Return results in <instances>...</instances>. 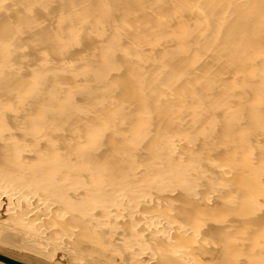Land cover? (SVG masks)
Here are the masks:
<instances>
[{
    "label": "bare ground",
    "instance_id": "obj_1",
    "mask_svg": "<svg viewBox=\"0 0 264 264\" xmlns=\"http://www.w3.org/2000/svg\"><path fill=\"white\" fill-rule=\"evenodd\" d=\"M119 1L0 0V244L264 264V0Z\"/></svg>",
    "mask_w": 264,
    "mask_h": 264
},
{
    "label": "rangeland",
    "instance_id": "obj_2",
    "mask_svg": "<svg viewBox=\"0 0 264 264\" xmlns=\"http://www.w3.org/2000/svg\"><path fill=\"white\" fill-rule=\"evenodd\" d=\"M122 2L123 1H119L118 2V4H120V5H122ZM90 10V9H89ZM119 12V10L117 11V13ZM116 13V14H117ZM40 15V14H39ZM0 19H3V18H0ZM2 22H3V20H2ZM245 23V22H244ZM244 23H242V25L243 26H245L246 24H248L249 22H246L245 23V25H244ZM226 27H225V30H224V32L225 33H229L230 31H231V27H232V29L233 28H235L236 26H240V27H243L242 25H238L237 23H236V20H229V21H227L226 22ZM234 24V25H233ZM0 27H1V23H0ZM248 31V32H247ZM247 31L245 32V35L244 36H241V39H244V41L243 40H241V41H239L240 43H244V45H242V51L243 52H247L248 50H249V44L252 42V30L250 31V29H247ZM251 33V34H250ZM249 36H248V35ZM248 36V37H247ZM245 38H249V39H245ZM251 42H250V41ZM243 41V42H242ZM246 41H248V42H246ZM250 42V43H249ZM218 43H220V42H218ZM249 43V44H248ZM223 44V46H220V47H218L217 48V50H220V51H222V52H226L227 51V49H228V46H227V42H225V40H224V42L222 43ZM215 46H216V44H214ZM248 45V46H247ZM214 46V47H215ZM241 46V45H240ZM244 46V47H243ZM124 77L123 76H120L119 77V81L121 82V85H123L122 87H121V91L119 92V96L120 97H122L123 96V94H124V96H123V98H125V93H126V88L124 87V84H125V82H126V80H125V78L123 79ZM125 80V81H124ZM125 88V89H124ZM125 90V91H124ZM103 139H101V142L102 143H109V141H110V136L109 137H107V136H103L102 137ZM101 148V147H100ZM255 209H257V208H255ZM262 210H263V208H261V210H260V214L262 215L263 214V212H262ZM259 210H257V212H258ZM3 238V236L2 235H0V238ZM5 238L4 239H6L7 237L6 236H4ZM7 240V239H6ZM9 240V239H8ZM2 241V240H1ZM12 240H10L9 242H11ZM4 242V241H3ZM8 242V241H7ZM15 247H12V246H7V244H0V256H2L3 257V259H1V260H3L4 262H6V263H9V264H55V263H52V262H50V260H44V257H34V256H32L31 254H28L29 252L28 251H26V250H24V249H18V248H15ZM19 252H18V251ZM21 250V251H20ZM14 251V252H13ZM28 252V253H27ZM4 254V255H3ZM42 258V259H41ZM0 264H3L2 262H0ZM57 264V263H56ZM60 264V263H59ZM61 264H65V263H63V262H61Z\"/></svg>",
    "mask_w": 264,
    "mask_h": 264
},
{
    "label": "water",
    "instance_id": "obj_3",
    "mask_svg": "<svg viewBox=\"0 0 264 264\" xmlns=\"http://www.w3.org/2000/svg\"><path fill=\"white\" fill-rule=\"evenodd\" d=\"M0 259H3V257H2V256H0Z\"/></svg>",
    "mask_w": 264,
    "mask_h": 264
}]
</instances>
